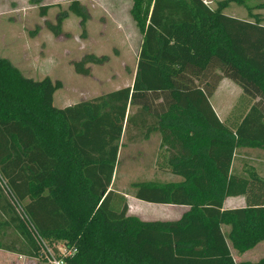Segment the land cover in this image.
I'll return each instance as SVG.
<instances>
[{
    "label": "trees",
    "instance_id": "16d2710c",
    "mask_svg": "<svg viewBox=\"0 0 264 264\" xmlns=\"http://www.w3.org/2000/svg\"><path fill=\"white\" fill-rule=\"evenodd\" d=\"M132 1L142 35L132 87L59 109L61 81L27 78L0 58V174L26 215L0 187V250L46 262L35 230L68 264H264L236 263L231 252L242 257L264 243V173L235 169L240 149L264 151V18L255 13L264 3L223 0L213 9L203 0ZM233 4L251 20L226 15ZM68 10L85 36L81 3ZM56 22L49 26L58 37L64 17ZM108 62L86 54L71 65L89 77L92 66ZM225 78L246 107L229 124L211 103ZM133 106L155 118L164 164L180 180L131 189L143 202L187 207L177 221L146 222L129 215L126 202L115 207L110 188ZM233 197L247 206L225 209Z\"/></svg>",
    "mask_w": 264,
    "mask_h": 264
},
{
    "label": "rangeland",
    "instance_id": "374dc122",
    "mask_svg": "<svg viewBox=\"0 0 264 264\" xmlns=\"http://www.w3.org/2000/svg\"><path fill=\"white\" fill-rule=\"evenodd\" d=\"M75 0H0V58L9 60L21 73L33 80L50 78L61 81L64 87L54 95V105L65 108L86 99L104 95L130 84L137 70L138 55L142 44V35L131 19L129 8L132 0H77L81 3L87 17L86 34L80 25V19L69 12V5ZM215 9L223 0H203ZM264 3L254 0L250 5ZM52 6L45 17L41 8ZM224 13L240 20H251L247 10L231 5ZM264 18V10H255ZM59 15L64 17L62 34L56 37L49 25H56ZM113 17L122 22L117 24ZM113 19V20H112ZM106 56L109 62L103 66H92L89 77L75 73L72 62L81 60L84 55ZM241 89L231 80L224 82L211 98L218 117L227 124L241 116L245 106L242 104ZM249 154L240 153L235 158V169L242 171L253 166L264 173V151L240 149ZM123 158V157H122ZM162 181H173L175 176L163 174ZM244 197L228 198L225 208L245 206ZM163 208V217L159 221H174L180 211ZM147 211V210H145ZM149 220V219H148ZM227 234L230 228L223 227ZM64 252V249L61 248ZM237 263H257L264 259V243L239 257L231 248ZM0 264H49L40 259L11 256L1 258Z\"/></svg>",
    "mask_w": 264,
    "mask_h": 264
},
{
    "label": "crops",
    "instance_id": "0c3cea01",
    "mask_svg": "<svg viewBox=\"0 0 264 264\" xmlns=\"http://www.w3.org/2000/svg\"><path fill=\"white\" fill-rule=\"evenodd\" d=\"M131 8L132 6H130L129 8L128 11L129 13L131 11ZM113 18L115 19V22L117 24L122 23L119 18L117 17H113ZM135 77H136V73H134L133 80L131 81L130 84H127L124 87L118 88L117 90H114L112 92L119 91L127 87H132L134 84ZM223 82L224 79L219 83L217 91ZM86 100H90V99H86ZM86 100H82V101H86ZM65 108H59V109H65ZM156 127L158 126L156 125L155 118L152 119L150 117H144L142 115L140 107L133 106L128 109L127 121L124 124L122 137L119 143L117 164L115 166V171L110 188V191H113L115 194V200H114L115 207L117 206L119 207L120 206L119 204H121L122 206V204L126 202L128 205V214L131 216H135L141 219L142 221H146V222L159 221L156 219H160L161 217H163L162 214L160 213L163 208H169V207L174 208L176 206L151 204L138 200L137 198H135L131 186L135 183H144V182L168 183V182H177L180 180L176 176H175L176 179L173 181L162 180L164 179L163 174L165 173H168L170 175L172 174L169 172L168 168L166 167V164H164L162 158L163 151L161 149L162 138L159 131H156ZM240 153L249 154V151L244 150V151H240ZM158 176H160L159 179L162 181L158 180L157 178ZM244 202H246V199H244ZM244 205L245 206L240 208H245L247 206V203ZM240 208H231V209H240ZM176 210H179L180 213L178 218H176V220L174 221L179 220L183 216V214L188 211V208L178 207ZM160 222H170V221H160ZM11 256H17L20 258L22 257L0 250L1 258L4 257L9 259L11 258Z\"/></svg>",
    "mask_w": 264,
    "mask_h": 264
},
{
    "label": "built area",
    "instance_id": "2783aa9c",
    "mask_svg": "<svg viewBox=\"0 0 264 264\" xmlns=\"http://www.w3.org/2000/svg\"><path fill=\"white\" fill-rule=\"evenodd\" d=\"M0 187L4 191L5 195L10 199L11 203L16 208V210L20 214V216L22 218H25L26 215H25L23 209L21 208V206L17 202L16 198L13 196V194H12V192L8 186L7 180L1 174H0ZM33 237L35 239V242L39 245V247L41 249L42 257L45 259V261L47 263H49V264H68L65 262V260L63 258H58V256L55 254L53 249L47 244V242L45 240H43L41 238V236L35 230H33ZM60 251H61V248H60ZM61 252H63V251H61Z\"/></svg>",
    "mask_w": 264,
    "mask_h": 264
}]
</instances>
